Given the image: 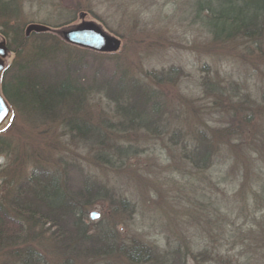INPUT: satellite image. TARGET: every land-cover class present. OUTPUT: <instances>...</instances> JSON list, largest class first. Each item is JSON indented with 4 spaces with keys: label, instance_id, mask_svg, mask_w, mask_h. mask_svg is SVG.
Segmentation results:
<instances>
[{
    "label": "rangeland",
    "instance_id": "374dc122",
    "mask_svg": "<svg viewBox=\"0 0 264 264\" xmlns=\"http://www.w3.org/2000/svg\"><path fill=\"white\" fill-rule=\"evenodd\" d=\"M209 1L215 11H225L224 0L13 2L20 8L24 32L30 24L45 25L62 40V30L82 21L98 25L118 40L115 50L98 52L62 40L82 56L84 74L113 87L128 80L153 89L166 110L159 122L163 134L138 127L115 132L120 120L113 100L101 84L91 88L83 114L102 133L111 134L112 143L129 147V155L116 156L112 164L95 157L96 147L73 144L57 121L11 116L5 126L13 120L2 135L15 148L0 154V169L11 172L18 159L28 157L29 170L36 156L69 184L77 186L88 176L106 185L113 200L126 201L124 209L108 201L95 205L90 210L99 212V218L92 220L88 214L84 220L93 229L97 220L111 227L123 251L116 250L107 261L85 259L79 264H133L127 260L133 246L168 252L164 261L138 264H264V201L259 196L264 189V57L246 51L244 39L212 36L228 24L199 12V5ZM34 38L30 35L28 42ZM12 58V53L6 57V65ZM204 78L219 82L223 97L232 102L242 98L243 110L226 109L207 97ZM199 135L212 146L204 168L185 158ZM58 157L65 163L55 164ZM6 191L0 188V201H5ZM30 242L24 246L39 256L40 264H61L48 238ZM0 264L24 263L8 254Z\"/></svg>",
    "mask_w": 264,
    "mask_h": 264
},
{
    "label": "trees",
    "instance_id": "16d2710c",
    "mask_svg": "<svg viewBox=\"0 0 264 264\" xmlns=\"http://www.w3.org/2000/svg\"><path fill=\"white\" fill-rule=\"evenodd\" d=\"M14 1L0 0V35L13 56L2 72L0 87L12 108V119L57 121L71 135L73 144L96 147L95 157L102 158L104 163L112 164L115 158L129 155V147L121 149L120 144L112 143L111 134L102 133L101 128L83 114L91 88L101 83L84 74L82 56L74 52V46L63 44L56 33L32 32L30 35L35 41L29 43L30 35L25 34L19 23L20 8ZM241 1L224 0L225 11L218 12L209 1L199 5L198 10L206 17L212 16L228 24L221 33H212L216 40L244 39L242 47L246 51L264 57V0H245L243 4ZM127 81L116 82L122 84L119 87L108 82L101 84L113 100L114 111L120 120L115 132L138 127L153 134H163L159 122L165 118L166 110L157 91ZM129 85H134L130 91ZM202 87L206 96L218 99L222 107L243 110L242 98L232 102L231 98L223 97L224 87L219 82L212 83L204 78ZM262 97L264 101V93ZM11 124L13 120L6 129L0 130V154L12 152L15 148L13 140L2 135ZM192 145L185 158L196 167L204 168L211 158L212 146L202 135ZM107 148L115 149V155L109 154ZM26 158L18 159L11 172L4 167L0 169V188L7 190L3 196L5 201H0V258L12 254L24 264L29 261L40 264L39 256H32L24 245L27 241L39 242L44 238L52 242L61 264H79L85 259L107 261L116 250L123 251V246H117V236L111 227L97 220L94 222L97 228L93 229L84 220L95 205L108 201L120 204L124 209L125 200H113L106 185L88 176H84L77 186L71 185L60 172L57 174L46 161L42 163L36 156L31 157L34 162L28 170ZM61 163H65L64 157L55 160V164ZM259 196L264 201V189ZM131 249L132 254L129 253L127 260L133 264L168 258V252L161 254L154 246H133Z\"/></svg>",
    "mask_w": 264,
    "mask_h": 264
},
{
    "label": "water",
    "instance_id": "95a60500",
    "mask_svg": "<svg viewBox=\"0 0 264 264\" xmlns=\"http://www.w3.org/2000/svg\"><path fill=\"white\" fill-rule=\"evenodd\" d=\"M84 16L81 13V17ZM44 27L37 24H30L26 27L28 35L32 30L39 31ZM63 39L73 45L85 47L98 52H106L115 50L118 47V40L111 35L105 33L98 25L91 21H82L80 24L61 31ZM9 48L4 39L0 40V82L1 75L5 68V59L9 54ZM12 109L8 101L1 92L0 87V130L4 128L10 121ZM92 220L98 219L100 213L92 210L89 213Z\"/></svg>",
    "mask_w": 264,
    "mask_h": 264
}]
</instances>
